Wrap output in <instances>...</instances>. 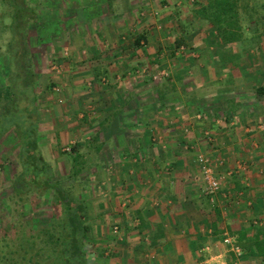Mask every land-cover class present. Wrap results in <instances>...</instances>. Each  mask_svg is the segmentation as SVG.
I'll return each instance as SVG.
<instances>
[{
	"label": "rangeland",
	"instance_id": "1",
	"mask_svg": "<svg viewBox=\"0 0 264 264\" xmlns=\"http://www.w3.org/2000/svg\"><path fill=\"white\" fill-rule=\"evenodd\" d=\"M94 1L93 10L99 16L89 11L90 20L81 19L70 31L65 29L62 34L52 36L51 43L41 48V93L37 103V138L42 156L51 165L56 179L69 172L68 154L72 146L83 151L92 136L102 134L101 167L86 175L90 180L81 191L90 228L85 247L88 264H205L210 258L215 264H226L230 252L221 242L214 243L211 230L204 243V247H210L209 254L202 252L203 249L193 254L187 251V243L181 242L184 246L181 258L175 254L166 256V248L163 254L152 255L142 254L140 247L136 254L133 249L141 244L133 237L139 235L135 228L141 220L138 212L141 190L154 184L150 170L155 168L167 179L179 180V175H169L172 170L180 171L168 168L174 160L171 154L181 156L187 163L190 176L186 179L197 191L199 198L195 203L206 216L204 226L216 218L214 203H209L204 195V183L196 164L199 155L214 164L224 161L223 167H214L221 190L230 191L229 196L232 194L230 202L220 201L218 197L214 201L221 210L222 228L234 218L244 228L252 222L260 227L264 225V214L253 217L248 204L246 209L238 205L243 194L232 193L234 176L242 187L252 190V197L264 188L259 189L260 185L264 186V97H257V89L264 88V0L237 1L236 18H233L237 28L233 31L238 41L226 49H220L216 43L220 39L216 29L194 14L201 7L206 8L209 0H119L114 15L103 8L100 11L102 0ZM140 34L146 37L145 52H134L132 44ZM179 36L184 38V45L172 49V42ZM118 53L120 56L113 58ZM155 55L158 63L151 64ZM94 68L108 72L97 88L91 73ZM154 84H158V91L165 85L172 91L160 107ZM229 108L237 109L235 114ZM223 115L227 116L226 121ZM83 116H87L89 124L83 121ZM101 123L103 129L97 128ZM143 126L152 130L154 138L153 145L146 146L148 156L141 152L143 132L135 130ZM242 140H247V145ZM11 152L10 148L0 147V164L7 163ZM155 181L175 199L182 197V193L189 194L185 184L168 189L170 182L164 184L163 178ZM129 183L138 187L139 200L119 191L120 186ZM157 187L155 183L151 205L154 202L153 206L159 210L163 203L155 198L159 193ZM233 195L238 199H233ZM168 203L173 207L171 212L180 211L178 200ZM227 203H232L242 217L231 218L234 208H228ZM193 205L190 198L181 204L194 211L189 215L191 220H197L200 216ZM122 212L126 214L123 220ZM199 231L205 234L203 228ZM125 234L132 237L131 241L121 245ZM105 250L115 257H108ZM98 252L105 255L101 257ZM237 264L252 263L238 261Z\"/></svg>",
	"mask_w": 264,
	"mask_h": 264
},
{
	"label": "trees",
	"instance_id": "2",
	"mask_svg": "<svg viewBox=\"0 0 264 264\" xmlns=\"http://www.w3.org/2000/svg\"><path fill=\"white\" fill-rule=\"evenodd\" d=\"M237 1L209 0L206 8L194 11V14L216 29L220 38L216 43L220 49L231 47L238 41L233 31L237 28L233 20L236 18L234 9ZM100 5V11L103 8L108 10V14L114 15L119 0H102ZM94 7V0H0V147L12 149L7 163L5 161L0 164V186H3L0 188V264H88L85 247L90 228L86 223L87 207L81 191L90 180L85 178L86 175L101 167L104 142L99 139L102 134L98 132L92 136L83 151L76 145L72 146L68 154L69 172L56 179L51 165L42 156L37 138V103L41 93V48L51 43L52 36L62 34L65 29L70 31L71 26L81 19L85 22L90 20L89 11ZM93 12L99 16L96 10ZM64 16L67 21H64ZM183 40L179 36L172 42L171 48L179 49L184 45ZM145 43V35H137L132 44L133 51L145 52ZM119 56L118 53L113 58ZM157 60L158 55L153 56L151 64L158 63ZM91 73L96 88L108 74L101 68H94ZM154 86L156 89L158 84ZM170 93L172 91L166 85L161 91L156 89L159 107ZM257 97H264V88L257 89ZM235 110L230 109L229 112L235 114ZM216 114L219 115V112ZM214 117L217 118L216 115ZM223 118L227 120V116L223 115ZM83 121L89 124L87 116H83ZM97 128L103 129V123L98 124ZM135 130H142L144 147L153 145L150 128L143 126ZM1 172H4V178H1ZM232 181V193L243 194L238 205L246 209L245 204H248L247 209L253 217L262 216L264 188L252 197V190L242 187L236 176ZM261 187L264 186L260 185L259 189ZM228 192L223 190L216 198L222 201V194ZM233 197L238 199L236 195ZM206 199L210 203V198ZM227 205L228 208H234L231 218L242 217V213L235 211L237 208L232 203ZM212 207L216 219L205 225L206 228L203 227L204 237L195 228V241H190L192 253L204 248L205 236H209L208 230L215 237L214 243L221 242L228 251L229 248L223 245V234L226 231L241 248L240 262L264 264V225L260 227L252 222L248 228H244L234 218L222 228L221 210L216 208L215 202ZM135 229L141 235L142 251L157 246V238L146 234L149 227L145 219L142 218ZM125 244L126 240L121 245ZM106 250L104 252H108V257H114ZM98 253L101 257L105 255ZM236 263L234 255L228 253L226 264Z\"/></svg>",
	"mask_w": 264,
	"mask_h": 264
},
{
	"label": "crops",
	"instance_id": "3",
	"mask_svg": "<svg viewBox=\"0 0 264 264\" xmlns=\"http://www.w3.org/2000/svg\"><path fill=\"white\" fill-rule=\"evenodd\" d=\"M244 136V135H243ZM245 138V137H244ZM224 141H227L226 138L223 139ZM243 144L247 145L246 142H248L247 140H242ZM228 142V141H227ZM225 142V143H227ZM181 144V142H180ZM146 147V146H145ZM143 148L141 150V152L143 154H145L146 156H148V149L149 148ZM146 149V150H145ZM178 153V152H176ZM143 155V157L145 156ZM171 157H174V160H172V164H170V166H168L169 169H174V167L176 169H180V171H176V170H172V172L169 173L170 176L172 175H179V180L176 179V182H174L173 180L167 179L165 176L158 174V170H156L154 167L153 170H150L149 172L152 174H149L150 177H152V179L154 180V184L152 185V187H148L146 190H141V204L138 206V212L141 214V220L142 218L146 220L147 224H148V233H146L148 235V237L157 238V246L154 247V249L152 250H148L145 249L144 251H142L141 249V253H149V254H155L156 252H163V249L166 248L167 253L166 256L169 255H174L176 256V258H181L183 251L184 250V246L181 244V242H186L187 243V251H191L190 249V241H193L194 236L193 233L195 232V228L199 229L204 227V218L206 217L203 210L200 208V206L198 204L195 203V201L197 202V198L198 195H196L197 191L195 192L193 189V185H191L192 182H190V180L186 179L190 176V171H187V163L185 161L184 158H182L181 156H178L177 154H171ZM258 160V157H257ZM261 160V159H260ZM168 162V160L166 161ZM189 164V163H188ZM141 164V168H142ZM169 165V164H168ZM128 173V172H125ZM172 173V174H171ZM198 173V171H197ZM141 175H148V172H141ZM155 178H163V181L165 182L164 184H167L168 182H170L168 189L170 188V186H174L176 185H181L185 184V189L189 194L186 193H182L181 196L182 197H177L176 199L174 198V195H170L168 194V192L166 191V189L163 186L159 185L158 181H155ZM142 183V181H141ZM155 183L158 185L157 189H158V194H156L155 198L159 199L162 201L159 207L156 208L155 206H153V203L151 205V202L153 201V195L155 194L156 191H154V185ZM149 184V183H148ZM121 188H119V191H123L122 193H127L130 197L132 196V198L134 200H139L140 198V193L138 190V187L136 186V184L133 183H129L127 185H122L120 186ZM129 189H126V188ZM134 187V189H132ZM138 191H137V190ZM141 189H142V184H141ZM127 190V192H126ZM189 198L191 199V203L195 209V211H197V213L199 214L200 218L197 220H191L189 213H194V211H190V208H187V206H181L182 202H186L189 201ZM174 199V200H173ZM166 200V201H164ZM178 200V204H179V212H175V214L173 212H171L172 208L171 207V203L169 206L168 202H175ZM167 202V203H166ZM174 204V203H173ZM172 204V205H173ZM163 207H165V211H163ZM147 208H152L150 210H153V212H151L150 210L147 211ZM115 211V210H113ZM123 213V212H122ZM121 213V218L122 220L124 219L123 217L126 216L125 213L122 214ZM113 215V213H111ZM186 215V216H185ZM118 216V215H115ZM204 216V217H203ZM157 218V219H156ZM139 219V221H141ZM238 223L243 227L242 222L238 221ZM206 228V226H205ZM208 235V234H207ZM137 237H133L134 241H140L141 244V236H139L138 234L136 235ZM203 236V235H202ZM132 238V237H131ZM131 238L128 234H125L123 236V240H126V244L127 241L130 242ZM132 239V240H133ZM155 239V238H154ZM180 244V245H178ZM181 246V247H180ZM140 247L141 245L138 247H136L134 250V252L137 254L138 251H140ZM183 248V249H182ZM185 250V253L187 252ZM160 253V254H161ZM119 254V252L117 253ZM163 254V253H162ZM115 257V256H114ZM113 257V258H114ZM119 257V255H118Z\"/></svg>",
	"mask_w": 264,
	"mask_h": 264
},
{
	"label": "built area",
	"instance_id": "4",
	"mask_svg": "<svg viewBox=\"0 0 264 264\" xmlns=\"http://www.w3.org/2000/svg\"><path fill=\"white\" fill-rule=\"evenodd\" d=\"M206 135L208 136V134H206ZM208 137H207V139L210 140V136H208ZM216 163L217 164H214L213 161L209 160L208 158H206L202 155H199L196 158L197 168H198V171H199V173L202 177L203 183H204V195L206 197L210 198V202L212 204L214 203V199L216 198V196L222 191L221 190V183H220V180L215 175L214 167L216 165L223 167L224 161L218 160ZM238 169H240V166H238ZM222 197H223V200L228 201L229 194H227V193L222 194ZM115 231H116V229H115ZM223 238H224L223 245L226 246L227 248H229L228 251L234 255V257L236 258L237 263H238L239 259L242 256L241 249L238 246H236L235 240L233 238H231L227 234L226 231L223 234ZM202 252L209 254L210 253V247L205 246L203 248ZM205 264H215L214 259L210 258L209 260L206 261Z\"/></svg>",
	"mask_w": 264,
	"mask_h": 264
}]
</instances>
